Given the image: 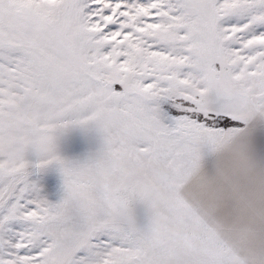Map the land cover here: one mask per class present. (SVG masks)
<instances>
[{
  "label": "snow or ice",
  "instance_id": "obj_1",
  "mask_svg": "<svg viewBox=\"0 0 264 264\" xmlns=\"http://www.w3.org/2000/svg\"><path fill=\"white\" fill-rule=\"evenodd\" d=\"M0 264H264V0H0Z\"/></svg>",
  "mask_w": 264,
  "mask_h": 264
},
{
  "label": "rangeland",
  "instance_id": "obj_2",
  "mask_svg": "<svg viewBox=\"0 0 264 264\" xmlns=\"http://www.w3.org/2000/svg\"><path fill=\"white\" fill-rule=\"evenodd\" d=\"M88 147V142L84 138L80 137L79 134H75L65 145V151L69 154L75 155L85 151Z\"/></svg>",
  "mask_w": 264,
  "mask_h": 264
}]
</instances>
